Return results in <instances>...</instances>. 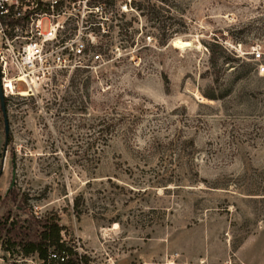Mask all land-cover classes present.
I'll return each mask as SVG.
<instances>
[{"label": "rangeland", "instance_id": "1", "mask_svg": "<svg viewBox=\"0 0 264 264\" xmlns=\"http://www.w3.org/2000/svg\"><path fill=\"white\" fill-rule=\"evenodd\" d=\"M128 6L96 70L5 94L0 239L54 215L77 264H264V0Z\"/></svg>", "mask_w": 264, "mask_h": 264}, {"label": "built area", "instance_id": "2", "mask_svg": "<svg viewBox=\"0 0 264 264\" xmlns=\"http://www.w3.org/2000/svg\"><path fill=\"white\" fill-rule=\"evenodd\" d=\"M132 0H0V73L5 94H37L78 69L96 70L123 40ZM115 25H119L115 28ZM119 37V40H117ZM259 46L253 57L260 58ZM264 69V63H260Z\"/></svg>", "mask_w": 264, "mask_h": 264}, {"label": "trees", "instance_id": "3", "mask_svg": "<svg viewBox=\"0 0 264 264\" xmlns=\"http://www.w3.org/2000/svg\"><path fill=\"white\" fill-rule=\"evenodd\" d=\"M8 96L5 95L7 103ZM1 114L4 123V111L2 108L1 98ZM119 119L121 117H118ZM106 129V128H105ZM14 178L11 184L14 185ZM43 227L39 234H33L30 230L27 232L17 229L15 219H12L7 226L9 235H5L0 239V244L3 249L13 254H22L23 256L36 254L41 259L40 264H77L79 263L78 251L74 249L73 245L69 243L61 234L62 225L56 216H42L39 219ZM3 227L8 224L7 219L4 221ZM31 226V225H29ZM0 229H3L0 227ZM4 257L8 260V264H22V262L14 257L9 261L8 255L5 253Z\"/></svg>", "mask_w": 264, "mask_h": 264}, {"label": "water", "instance_id": "4", "mask_svg": "<svg viewBox=\"0 0 264 264\" xmlns=\"http://www.w3.org/2000/svg\"><path fill=\"white\" fill-rule=\"evenodd\" d=\"M0 98H1V103H2V108L4 111V118H5V132H6V142L9 139V134H10V122H9V115H8V110H7V105H6V100H5V92L1 80V73H0Z\"/></svg>", "mask_w": 264, "mask_h": 264}, {"label": "bare ground", "instance_id": "5", "mask_svg": "<svg viewBox=\"0 0 264 264\" xmlns=\"http://www.w3.org/2000/svg\"><path fill=\"white\" fill-rule=\"evenodd\" d=\"M174 42V44L178 45V46H181V47H185L187 46L188 44L180 39H174L172 40Z\"/></svg>", "mask_w": 264, "mask_h": 264}]
</instances>
